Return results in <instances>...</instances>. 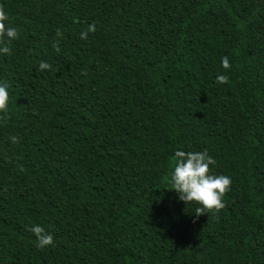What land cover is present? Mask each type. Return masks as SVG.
<instances>
[{
    "label": "trees",
    "instance_id": "obj_1",
    "mask_svg": "<svg viewBox=\"0 0 264 264\" xmlns=\"http://www.w3.org/2000/svg\"><path fill=\"white\" fill-rule=\"evenodd\" d=\"M0 264H264V0H0Z\"/></svg>",
    "mask_w": 264,
    "mask_h": 264
}]
</instances>
